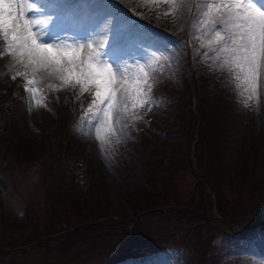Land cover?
Instances as JSON below:
<instances>
[{"label": "rangeland", "instance_id": "rangeland-1", "mask_svg": "<svg viewBox=\"0 0 264 264\" xmlns=\"http://www.w3.org/2000/svg\"><path fill=\"white\" fill-rule=\"evenodd\" d=\"M65 2L70 5L63 6ZM5 3H12L14 14L19 13L18 32L28 39L29 46L32 39L36 45H53L49 51L59 58L58 63L42 60L36 51L21 48L10 32L0 31V98H8L3 109L11 112V127L22 137L38 141L51 123L60 120L67 124L74 155L102 187L110 203V218H118L122 210L128 212L127 197L141 186L148 187L144 170L146 160L152 158L153 146L162 156H174L176 160L175 152L183 142L178 130L182 93H191L195 110L201 106L200 99L204 109L221 101L215 143L227 201L239 196L237 181L242 171L264 187V59L260 60L253 82L242 47L247 42L243 21L251 16V7L264 11L261 1ZM29 3L37 5L38 13L48 16L49 27L38 17L34 20L36 14L27 10ZM237 3L242 6L237 7L241 18L227 20L231 4ZM72 11L80 13L75 16ZM100 34L105 35V43L89 47L88 39ZM194 147L192 157L197 144ZM166 171L169 175L170 170ZM73 172L82 173L78 166ZM42 174L41 160L24 167L15 165L11 176L0 172V218L2 213H8L21 221L34 207L37 221L45 223L48 205L42 194ZM172 175L176 198L187 200L194 172L181 168ZM78 179L75 193L85 208L81 214L90 221L86 206L92 204L94 195L88 177L79 175ZM155 182L160 190L166 186L159 179ZM210 199V214L218 217L212 193ZM27 224L29 231L32 222ZM55 226L62 225L58 222ZM241 227L209 232L213 243L210 259L215 264H264V218L255 225L243 223ZM207 235L202 230L201 238ZM57 241L49 240L47 244L52 246ZM27 248L30 249L19 256L22 264L53 262L58 256L57 251L48 254L45 248L50 247L44 243ZM114 264H181V260L178 252L170 249Z\"/></svg>", "mask_w": 264, "mask_h": 264}, {"label": "trees", "instance_id": "trees-1", "mask_svg": "<svg viewBox=\"0 0 264 264\" xmlns=\"http://www.w3.org/2000/svg\"><path fill=\"white\" fill-rule=\"evenodd\" d=\"M181 98L184 103L178 115V130L183 142L175 152L176 160L174 156H162L153 146L152 158L146 160L144 170L148 187L135 189L126 199L129 211L122 210L116 219L108 215L110 203L102 187L87 166L75 157L68 125L60 120L51 123L44 128L43 138L38 141L22 137L11 127V112L3 109L8 98H0V172L11 176L15 165L24 167L41 160L42 194L48 205L42 225L37 221L34 207L28 209L27 218L21 221L2 213L0 261L22 264L19 256L30 249L27 247L44 243L50 247L45 248L47 253L57 251L58 256L53 262L36 260L30 264H114L170 249L178 252L181 264H215L210 259L213 243L209 232L238 229L243 223L255 225L262 221L264 187L242 171L237 181L240 184L237 187L239 196L227 201L222 191L225 178H222V165L216 157L215 143L219 137L221 101L204 109V101L200 99L201 106L195 110L190 92L182 93ZM196 144V155L192 157L191 148L195 149ZM195 158L197 162L195 160L193 164L192 159ZM77 166L82 173L74 174ZM165 168L170 170L169 175ZM181 168L192 169L195 177L187 200H178L174 193L176 184L172 173ZM79 175L88 177V186L94 195L92 204L86 206L90 221L81 214L84 207L75 193ZM157 179L166 185L162 190L156 185ZM211 193L218 217L210 214L213 206ZM27 221L32 222L28 226L29 231L26 230ZM58 222L61 227L55 226ZM202 230L208 234L207 237L201 238ZM5 233L10 235V239L4 237ZM56 239L57 244H47L49 240Z\"/></svg>", "mask_w": 264, "mask_h": 264}, {"label": "snow or ice", "instance_id": "snow-or-ice-1", "mask_svg": "<svg viewBox=\"0 0 264 264\" xmlns=\"http://www.w3.org/2000/svg\"><path fill=\"white\" fill-rule=\"evenodd\" d=\"M255 11L258 13V16H248L243 21V24L247 26V31L244 34L247 42L242 45L245 51L244 58L248 64V74L253 82H255L260 60L264 59V11L258 8ZM27 23L25 21V25ZM19 28V13L14 14L13 4L5 3V0H0V31L10 32L13 40L17 41L21 48L36 51L42 60L59 62V58L52 55L49 51L53 45H36L35 40L32 39V46L30 47L28 39L23 33L18 32Z\"/></svg>", "mask_w": 264, "mask_h": 264}, {"label": "bare ground", "instance_id": "bare-ground-1", "mask_svg": "<svg viewBox=\"0 0 264 264\" xmlns=\"http://www.w3.org/2000/svg\"><path fill=\"white\" fill-rule=\"evenodd\" d=\"M32 2L33 1H36V0H31ZM39 1V0H38ZM41 1V0H40ZM59 1V0H58ZM61 1V0H60ZM256 2H259L260 3V1H261V3L264 5V0H255ZM201 3V2H203V0H198V3ZM34 6L36 5V4H33ZM70 5V3L69 2H65V4L63 5V6H65V7H67V6H69ZM238 5L240 6V7H242L241 6V4H231V7L229 8L230 10V14H229V17H227V20L229 19V18H231V19H233L234 21H238V19H240L241 17H240V12L237 10V7H238ZM247 5V4H246ZM37 6V5H36ZM35 6V7H36ZM35 7H33L30 3L27 5V10L29 11V12H31V11H33L35 14H36V18L34 19L35 21H36V19H37V17L39 18V19H41L42 20V22H43V24H44V26H47V27H49V25H51L49 22V18H48V16H46V15H44L43 13H38L37 11H36V9H35ZM64 9V8H63ZM250 11H251V16H258V13H256V11H255V7H251L250 9H249ZM61 11H62V8H61ZM79 13L80 12H78V11H72V15H74L75 14V16H77V15H79ZM243 13V12H242ZM34 15V14H33ZM62 21V20H61ZM55 24V23H54ZM234 24V23H233ZM57 25V24H56ZM59 25V24H58ZM36 29H37V27H36ZM35 31H39V29L38 30H35ZM103 34H104V32H103ZM103 34H100L99 36H96V37H90L89 39H88V42H87V45L89 46V47H91V46H98V45H101V44H104L105 43V35H103ZM106 34V33H105ZM47 38V37H46ZM55 39V38H54ZM53 39V40H54ZM111 41H112V38L110 39ZM92 48V47H91ZM86 51H84L83 53H85ZM115 77V76H114Z\"/></svg>", "mask_w": 264, "mask_h": 264}]
</instances>
